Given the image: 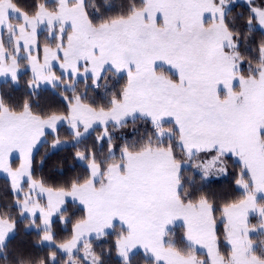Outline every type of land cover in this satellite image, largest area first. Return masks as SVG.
I'll return each mask as SVG.
<instances>
[{"label": "snow or ice", "instance_id": "snow-or-ice-1", "mask_svg": "<svg viewBox=\"0 0 264 264\" xmlns=\"http://www.w3.org/2000/svg\"><path fill=\"white\" fill-rule=\"evenodd\" d=\"M0 79V264H264V0H0Z\"/></svg>", "mask_w": 264, "mask_h": 264}, {"label": "trees", "instance_id": "trees-1", "mask_svg": "<svg viewBox=\"0 0 264 264\" xmlns=\"http://www.w3.org/2000/svg\"><path fill=\"white\" fill-rule=\"evenodd\" d=\"M3 87H5L4 82H1L0 83V88H3ZM63 155H64V153H59L58 155L54 156L52 158V163L55 164L60 159V157L63 156ZM4 183H5V178L3 176H0V186H2ZM228 183H229L228 180H221L219 183H214L213 187L219 188L222 185H227Z\"/></svg>", "mask_w": 264, "mask_h": 264}, {"label": "rangeland", "instance_id": "rangeland-1", "mask_svg": "<svg viewBox=\"0 0 264 264\" xmlns=\"http://www.w3.org/2000/svg\"><path fill=\"white\" fill-rule=\"evenodd\" d=\"M1 82H3V80H2V79H0V83H1ZM0 176H3V175H2V174H0ZM3 177H4V176H3Z\"/></svg>", "mask_w": 264, "mask_h": 264}]
</instances>
